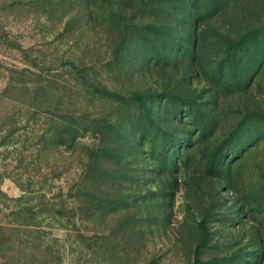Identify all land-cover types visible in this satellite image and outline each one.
I'll return each mask as SVG.
<instances>
[{
  "label": "rangeland",
  "instance_id": "obj_1",
  "mask_svg": "<svg viewBox=\"0 0 264 264\" xmlns=\"http://www.w3.org/2000/svg\"><path fill=\"white\" fill-rule=\"evenodd\" d=\"M0 264H264V0H0Z\"/></svg>",
  "mask_w": 264,
  "mask_h": 264
}]
</instances>
